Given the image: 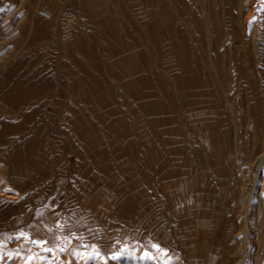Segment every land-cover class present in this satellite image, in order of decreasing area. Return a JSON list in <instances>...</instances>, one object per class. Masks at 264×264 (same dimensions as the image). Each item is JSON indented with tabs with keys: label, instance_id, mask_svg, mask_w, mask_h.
Listing matches in <instances>:
<instances>
[{
	"label": "rangeland",
	"instance_id": "obj_1",
	"mask_svg": "<svg viewBox=\"0 0 264 264\" xmlns=\"http://www.w3.org/2000/svg\"><path fill=\"white\" fill-rule=\"evenodd\" d=\"M261 163L264 0H0V264H264Z\"/></svg>",
	"mask_w": 264,
	"mask_h": 264
},
{
	"label": "bare ground",
	"instance_id": "obj_2",
	"mask_svg": "<svg viewBox=\"0 0 264 264\" xmlns=\"http://www.w3.org/2000/svg\"><path fill=\"white\" fill-rule=\"evenodd\" d=\"M260 11H261V10H260ZM254 18H255V17H254ZM262 163H263V162H262ZM262 163L259 165V170H258V176H259L258 178H259V179H260V177H261V175H262V171H263V169H264V164H262ZM256 186H257V185H256ZM246 226H247V227H246V233H247V234H246V237L249 238V237H251V227H250L249 225H247V224H246ZM187 242H188V241H187Z\"/></svg>",
	"mask_w": 264,
	"mask_h": 264
},
{
	"label": "built area",
	"instance_id": "obj_3",
	"mask_svg": "<svg viewBox=\"0 0 264 264\" xmlns=\"http://www.w3.org/2000/svg\"><path fill=\"white\" fill-rule=\"evenodd\" d=\"M40 14L43 16V17H50V13L47 11V10H41L40 11ZM175 257L177 259H181V254H175Z\"/></svg>",
	"mask_w": 264,
	"mask_h": 264
},
{
	"label": "snow or ice",
	"instance_id": "obj_4",
	"mask_svg": "<svg viewBox=\"0 0 264 264\" xmlns=\"http://www.w3.org/2000/svg\"><path fill=\"white\" fill-rule=\"evenodd\" d=\"M22 235H25V236H26L27 234H26V233H23ZM37 243H43V241H37ZM154 246L157 247V248L160 247L159 245H154ZM95 254H96L97 256H100V255H101L99 252H96ZM117 255H118V254H117ZM144 255H145V256H148L149 253H148V252H145ZM103 258L106 259V257H103Z\"/></svg>",
	"mask_w": 264,
	"mask_h": 264
}]
</instances>
